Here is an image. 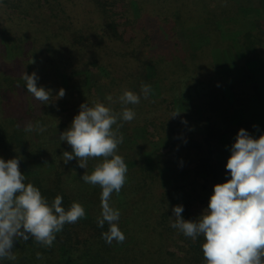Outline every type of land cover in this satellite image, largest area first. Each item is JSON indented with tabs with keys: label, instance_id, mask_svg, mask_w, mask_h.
Masks as SVG:
<instances>
[{
	"label": "trees",
	"instance_id": "16d2710c",
	"mask_svg": "<svg viewBox=\"0 0 264 264\" xmlns=\"http://www.w3.org/2000/svg\"><path fill=\"white\" fill-rule=\"evenodd\" d=\"M31 2L37 4L44 16L46 47L25 50L24 72L31 75V69L39 64L58 68L53 83L39 86L57 91L63 88V100L57 99L59 107L75 104L69 106L68 115L74 118L80 111L79 105L93 106L95 102L118 113L123 106L110 103L107 96L117 101L125 90L141 95L139 104L128 105L135 111V118L131 122L118 119V124H123L119 132L124 140L118 145L117 154L124 159L128 171L123 188L119 194L113 192L110 202L120 211L117 223L125 240L108 244L102 238L109 225L106 222L103 228L98 227L99 215L93 212V200L100 198L102 192L98 185L75 198L64 188V168L78 165L75 158L64 163L63 152L72 149L59 135L71 126L73 119L58 124L54 111H50L54 106L49 109L41 102L37 107L17 105V94L29 93L26 82L22 74L0 66V158L20 157L25 183L37 187L49 204L57 195L62 197L66 211L73 202L85 203V217L75 224H66L56 234L51 248L31 238L26 242L17 240L12 250L17 259H3L0 264H206L201 247L204 237L193 241L172 228L173 208L184 203L182 218L196 220V205L205 203L208 207L213 186L230 179L227 162L220 152L227 151L230 157L241 128L253 138L264 134V31L260 23L247 22V29L237 33L234 55L228 52L215 58V48L231 46V38L223 39L222 33L231 31L228 28L237 22L235 17L246 15L244 4L237 0H178L174 6L171 1L170 6L165 5V0ZM248 2L254 6L252 1ZM118 4L124 10L121 16L128 13L125 21H120L119 12L115 11ZM83 8L86 12L80 14ZM70 11H76L80 25L70 21ZM89 12L95 13L97 19L90 20ZM150 21L156 24L150 25ZM223 22L227 28L220 29L218 24ZM129 28L133 35L127 39ZM143 31L146 33L142 37ZM136 32L140 33V42L136 41ZM3 34L0 31L1 38ZM165 36L170 37L171 50L165 48ZM29 38L18 39L21 50ZM142 43L149 46L151 57L142 56L144 50L139 52ZM4 47L7 54L12 52V46ZM70 66H86L79 70L83 77L67 72ZM91 67L98 70L100 79ZM36 70L40 79L41 70ZM142 84L151 86L148 99L140 92ZM166 87L173 90V103L185 104L177 107L180 122L163 120L158 114L160 109L167 108ZM256 100L259 109L252 107ZM144 110L147 113L139 117ZM28 122H39L46 126V131L26 132ZM44 155L49 157L47 162L41 161ZM102 159L89 158L90 174ZM45 165L49 170L45 171ZM172 244L182 249V256L169 251ZM37 252L42 259L36 258Z\"/></svg>",
	"mask_w": 264,
	"mask_h": 264
},
{
	"label": "clouds",
	"instance_id": "9594fccd",
	"mask_svg": "<svg viewBox=\"0 0 264 264\" xmlns=\"http://www.w3.org/2000/svg\"><path fill=\"white\" fill-rule=\"evenodd\" d=\"M22 79L36 100L45 105L53 101L51 89L37 86L39 77L35 72L31 75L23 72ZM140 92L148 99L151 86L142 84ZM64 95L65 90L61 88L55 99ZM106 99L121 104V111L117 113L100 102L93 106L83 103L71 126L59 135V139L72 149L62 154L65 164L75 158L83 161L79 162V167L85 168L89 158H103L91 174H84L81 179L102 189L97 226L103 228L107 222L109 227L102 238L111 244L113 240L117 243L125 240L117 223L120 211L110 204L113 192L119 194L123 188L128 171L124 159L117 154L118 145L124 140L119 132L123 124H118V119L131 122L135 118V111L128 105L139 104L141 95L125 90L117 101L111 95ZM178 115L175 113L171 118ZM24 131L42 133L46 126L28 122ZM230 151L225 166L230 179L213 186L207 209L198 219L185 220L183 206H174L175 219L171 227L193 241L204 237L201 247L206 264H264V134L253 138L241 128ZM19 165L20 157L0 158V260L17 259L12 251L17 240L26 242L31 238L51 248L56 234L66 224H75L85 217V209L78 202H73L66 211L59 195L49 204L37 187L25 183L26 176ZM36 258L42 259V254L37 252Z\"/></svg>",
	"mask_w": 264,
	"mask_h": 264
},
{
	"label": "rangeland",
	"instance_id": "374dc122",
	"mask_svg": "<svg viewBox=\"0 0 264 264\" xmlns=\"http://www.w3.org/2000/svg\"><path fill=\"white\" fill-rule=\"evenodd\" d=\"M170 1L172 2V6H174L177 4L178 0H165L164 4L165 5L168 4L170 6L171 5ZM237 1L244 4V9L246 10L245 11L246 15L242 16L244 14H240L241 16H239L238 18L235 17V20H237V22H234V24H230L233 27L228 28V30H231V31H225L224 33H222L223 39L226 40L227 38H231V40L232 39L233 40L232 41L230 40V45H231L230 47L220 48L218 46V48H215L216 50H218L215 58H219L222 56L223 53H228V52H231V54L234 55L233 52L235 53L236 47H235V45L233 46V42L234 43L236 42L238 32H243L244 30L247 29V22H249V23H250V21L259 22L262 30L264 31V0H237ZM248 1H252V5H254V6H250V3ZM34 3L35 2H31V0H23L22 2H20V0H9L8 3H5L3 0H0V31H3V33H4L2 38L0 37V66L3 69L12 70V72H14V74H17V75L23 74V72L25 70L24 66H26L25 64H27V63L25 62L26 55L24 56V54H25L26 49L30 50V49L34 48V46L37 48H41V49H45V47H46V42H45V47H44V41H45L44 36L47 33V31L45 32V30L43 29L45 27V25L43 24L44 16H43L41 10L38 8L37 4L36 3L34 4ZM80 3H82V6L84 7L83 1H81ZM88 7L89 6L85 7V8H87V11L89 10ZM115 11L119 12L120 21H125L127 19L128 13L126 14V16H121V14H123L124 10L122 9L120 4H118V6H115ZM44 12L50 13L49 10H45ZM79 12H80V14H82L83 12H86V10L83 8V9H80ZM239 13H240V11H238V14ZM70 14L72 17L70 19V21L74 22V23L78 22V17L76 15V11L74 13L72 11H70ZM88 16L91 17L90 20H92V21L97 19V16L95 13L89 12ZM83 20H84L83 18H80V21H83ZM151 22H154V24H156L155 21H150L149 22L150 25H152ZM149 23L147 22V24L145 25L146 31H147V26H149ZM78 25H80V22H78ZM218 27L220 29L221 28H227L225 26L224 22L221 24H218ZM119 28L121 30H123L124 26L120 25ZM143 32L141 33L142 37L146 33V32H144V33ZM132 33L133 32H131L130 28H129V31H126V38L127 39L130 38L133 35ZM147 33H148V31H147ZM162 33H163V31H162ZM136 34H137L136 37H138L136 39V41L140 42V33L136 32ZM21 37L22 38L30 37L28 39V41L24 44L23 50L20 49L19 44H18V39ZM160 38H162V35H159V39ZM263 41H264V39H263ZM2 42L4 44L12 46V48H11L12 52L10 54H7L5 52V47H4V44H2ZM169 42H170V37L165 36V45H166L165 48L168 50H171ZM226 42H228V41H226ZM239 42L237 43L238 47L240 46ZM160 43H162V42L160 41L157 44V46H159ZM127 45H129V47H130L132 44L127 43ZM143 45L144 46H142V48L139 50V52L144 50L145 54H142V56H144L146 58L151 57V54H150L151 50H149V48H148L149 46L147 44H143ZM163 47L164 46H162L161 48H163ZM125 48H127V46H125ZM45 53L47 54L46 51L44 52V54ZM26 54H30V53L26 52ZM20 57H22L23 59ZM42 60L43 61L45 60V56L42 57ZM81 67L83 69H86V66H77L76 68H74V66H70V67H68L67 72H71V73H73V75H75L77 77L80 75L82 76L83 71L79 72V70H82ZM36 69L41 70V71L39 70L40 71L39 76L41 78L39 79V84H37L38 87L41 83H42V85L49 86V84L53 83L54 75L58 72L57 71L58 68H55L52 66H46V65L42 66L41 64L36 65ZM36 69L32 68L31 70H32V72L37 73L38 71ZM91 69L94 71V73H96L97 77L100 79L101 75L98 73V70L96 68H93V67H91ZM222 78H223V76H222ZM263 85H264V82H263ZM66 86H67V84H66ZM45 89H51V87H47ZM165 89L167 90L165 96L169 97L168 102L165 103L167 105V108L165 110L160 109L158 111V114H159L160 118L163 120H167L169 122L170 121H173V122L179 121L180 122V120H179L180 114L178 116H176L175 118H171V116L175 113H180V112H177V107L178 106L179 107H183V106L185 107V104L183 102H178V105H177V104H175L177 101H175L173 103L172 99H174L173 98L174 95L172 94L173 93L172 88L166 87ZM249 89H251V88H249ZM57 92L58 91L55 90L54 88L52 89V96L54 95L53 96L54 101L52 102V104H47L46 107L51 109L54 106L53 110H50V111H54L55 114L54 113L53 114L55 116H57L54 119L57 120L58 124L61 122L62 123H70V121L73 119V117L68 115V113H69L68 108H69V106H75V104L65 103L66 106H64V108L59 107L57 99H55ZM262 99H264V98H262ZM16 100H17L16 101L17 105L26 104V105H30L31 107L32 106L37 107L40 103V101L36 100L32 96L31 93H27L24 91H21L17 94ZM61 100H63V98H61ZM258 101L259 100H256L255 104H253L252 107L259 109L260 105H259ZM77 103H78V100H77ZM77 105H79V104H77ZM263 106H264V104L261 106V108ZM79 107H80V105H79ZM145 110H147L146 106H145ZM145 110H144V112L139 114V117H143L144 113H147ZM168 123H167V125H168ZM56 130H57V128H56ZM226 152L227 151L220 152V154H221V158L227 162L229 155ZM48 159H49V157L44 155L41 158V161L47 162ZM88 160L86 162V167L80 168L79 162H83V161L78 162V160L76 159V162L78 165L77 168L72 167L70 164L69 166H66L64 168V172L61 173L64 188L74 198L79 197L81 194L90 193L93 189H95V186L87 184L82 179H79V178H81V177H79L80 175L83 176L84 174H90L89 167L87 166V165H89ZM74 165H76V164H74ZM44 169H45V171L49 170L47 165H45ZM96 197L97 198H95L93 200L94 203L92 204L93 209H94L93 212H95V214H97V215H100V212H101V203L99 201L100 198H99V196H96ZM78 201H80V200H78ZM83 204H85V203H82V206H83ZM110 204L114 207L113 203L110 202ZM183 204L184 203H182V205ZM205 209H207V206L205 203H198L196 205V212L195 213H196L197 219L203 213V211ZM180 250H182V249L174 246L173 244L170 245L169 251L177 252V255L182 256L183 252H180ZM167 256L172 258V256H170V255H167ZM172 259H174V257Z\"/></svg>",
	"mask_w": 264,
	"mask_h": 264
}]
</instances>
